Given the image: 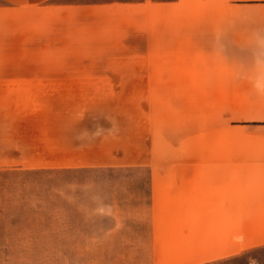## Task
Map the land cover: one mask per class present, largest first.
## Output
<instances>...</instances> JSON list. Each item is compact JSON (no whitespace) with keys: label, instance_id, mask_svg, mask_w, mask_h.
<instances>
[{"label":"rangeland","instance_id":"rangeland-1","mask_svg":"<svg viewBox=\"0 0 264 264\" xmlns=\"http://www.w3.org/2000/svg\"><path fill=\"white\" fill-rule=\"evenodd\" d=\"M14 10L0 33L29 34L31 56L1 63L131 86L108 90L129 94L118 161L0 169V264H264V247L247 249L264 226V0Z\"/></svg>","mask_w":264,"mask_h":264},{"label":"crops","instance_id":"crops-1","mask_svg":"<svg viewBox=\"0 0 264 264\" xmlns=\"http://www.w3.org/2000/svg\"><path fill=\"white\" fill-rule=\"evenodd\" d=\"M1 1L8 5L0 8L9 10L0 13L9 17L20 13L14 9L45 0ZM29 42V34L0 33V169L99 168L118 161L122 99L129 94L108 90L129 89L131 83L74 75L81 72L74 66L1 63L9 56H31ZM249 242L247 249L264 247V226Z\"/></svg>","mask_w":264,"mask_h":264},{"label":"clouds","instance_id":"clouds-1","mask_svg":"<svg viewBox=\"0 0 264 264\" xmlns=\"http://www.w3.org/2000/svg\"><path fill=\"white\" fill-rule=\"evenodd\" d=\"M255 86L258 88V89H264V83L260 82V81H257Z\"/></svg>","mask_w":264,"mask_h":264}]
</instances>
